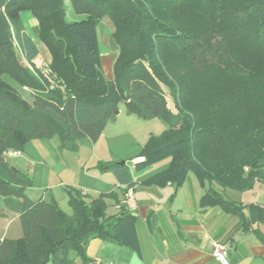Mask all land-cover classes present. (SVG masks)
Listing matches in <instances>:
<instances>
[{"label":"trees","instance_id":"1","mask_svg":"<svg viewBox=\"0 0 264 264\" xmlns=\"http://www.w3.org/2000/svg\"><path fill=\"white\" fill-rule=\"evenodd\" d=\"M82 17L67 20V12ZM35 20L39 59L21 14ZM113 27V79L102 69L98 25ZM165 91L172 100L168 107ZM166 130L150 136L138 169L169 164L141 186L181 187L193 173L211 185L202 201L239 217L222 191L246 192L264 171V0H0V157L32 140L57 137L61 148L96 142L118 105ZM0 163L2 213L17 216L21 236H0V264L87 263L91 240L139 252L133 215L107 216L104 196L68 190L71 215L53 200L31 201L32 179ZM124 195L135 189L127 165L107 163ZM214 186V187H213Z\"/></svg>","mask_w":264,"mask_h":264},{"label":"crops","instance_id":"2","mask_svg":"<svg viewBox=\"0 0 264 264\" xmlns=\"http://www.w3.org/2000/svg\"><path fill=\"white\" fill-rule=\"evenodd\" d=\"M23 14L21 20L25 31L29 27L35 32V20L31 15L24 18ZM110 36L109 54L116 55V59L117 51L109 46ZM31 38L39 50V59L43 53L45 60L49 61L45 49H40L36 38ZM102 59L101 55V62ZM106 78L113 79L112 76ZM117 125L116 120L110 122L96 142L82 139L76 142L74 149L61 148L55 136L32 140L20 152L21 155L15 157L25 168L22 172L29 177L31 173L33 178L30 177L32 185L25 191L29 200H53L61 209V203L69 207L68 190H75L87 201L104 196L107 216L118 214L117 207L124 199V188L119 186L113 173L102 172L99 168L107 163L120 162L128 166L133 182L137 184L133 191L136 208L131 214L135 220L139 252L115 242L94 239L86 248L88 262L77 260L75 264H219L213 258L217 243L226 246L228 264H264V171L262 179L256 180L249 191L216 188L225 201L241 210L245 223V229H242L237 215L219 205L202 201L211 185L193 173H189L178 188L172 184L141 186L147 178L165 170L169 162L165 160L149 168L138 169L136 164L141 159L137 156L147 139L155 135L150 132H107L108 128ZM127 150L131 153L125 155ZM37 175L38 185L33 190ZM61 211L67 215L72 213L71 208L70 214ZM14 221H18L17 216L0 213L1 237L18 238L20 229L11 232L10 228Z\"/></svg>","mask_w":264,"mask_h":264},{"label":"rangeland","instance_id":"3","mask_svg":"<svg viewBox=\"0 0 264 264\" xmlns=\"http://www.w3.org/2000/svg\"><path fill=\"white\" fill-rule=\"evenodd\" d=\"M65 3L67 4V0H65ZM23 16L24 18H27V16L30 17V14L27 12H24ZM82 17L74 15L71 11L67 12V20L69 21H78ZM24 23L26 20L24 19ZM27 32L29 36L33 37L35 39V32L29 29V27H26ZM113 27L108 19H103L100 21L98 25V33H99V50L101 52V55L103 57L102 59V69L105 73V75L108 78H113V71H112V66L115 60L114 54H109L110 49L108 48V38L109 35H111ZM38 42V41H37ZM38 46L40 49H43L44 46H42L41 43L38 42ZM45 49V48H44ZM46 51V50H45ZM47 53V52H46ZM45 56L43 53H41V59L40 60H45ZM165 95L167 97V103L169 108L173 110V105H172V100L169 97V94L167 91H165ZM174 111V110H173ZM118 121V125L116 127H111L107 129V132H150L154 134L155 136L159 137L162 135V133L166 130L165 124L159 120L158 118L151 119V120H142L135 115H129L126 113L125 110V105L123 103H120L118 105V115L115 119ZM134 148L135 151V146L132 147ZM133 151V150H132ZM128 153H131V150L125 151V155H128ZM5 160L10 164V166L16 170L19 171H24V167L22 165V162L18 158H5ZM30 177L32 178V175L30 173ZM38 175L35 178L34 181V189L35 186L38 185L39 179L37 178ZM33 179V178H32ZM60 208L64 210L66 213L70 214V208L65 205V203L60 204ZM3 197L0 196V209L3 210ZM2 212V211H1ZM0 212V213H1ZM11 232L14 231L15 229L19 228L20 229V224L19 221H14L11 223ZM21 232V229H20ZM21 236V233L18 237Z\"/></svg>","mask_w":264,"mask_h":264},{"label":"built area","instance_id":"4","mask_svg":"<svg viewBox=\"0 0 264 264\" xmlns=\"http://www.w3.org/2000/svg\"><path fill=\"white\" fill-rule=\"evenodd\" d=\"M21 153L17 151H8L5 153L4 158H15L20 156ZM134 189L129 188L127 189L124 199L121 202V204L117 207L118 209L122 206H124L130 213L135 210L136 205L134 201ZM227 248L222 243H217L215 246V249L213 251V258L219 263V264H228L227 262Z\"/></svg>","mask_w":264,"mask_h":264},{"label":"water","instance_id":"5","mask_svg":"<svg viewBox=\"0 0 264 264\" xmlns=\"http://www.w3.org/2000/svg\"><path fill=\"white\" fill-rule=\"evenodd\" d=\"M0 163L1 164H3V163H5V158L4 157H0ZM120 165H124V162H120L119 163ZM13 171H16V169H14V168H11Z\"/></svg>","mask_w":264,"mask_h":264}]
</instances>
